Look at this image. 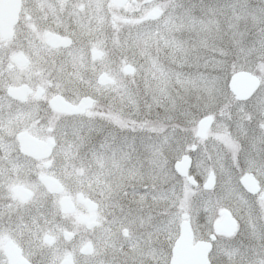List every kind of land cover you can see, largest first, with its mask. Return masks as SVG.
<instances>
[{
	"label": "flooded vegetation",
	"instance_id": "af4514ba",
	"mask_svg": "<svg viewBox=\"0 0 264 264\" xmlns=\"http://www.w3.org/2000/svg\"><path fill=\"white\" fill-rule=\"evenodd\" d=\"M159 1L0 0V264L12 262L6 246L23 264H139V249L152 255L158 236L165 242L160 251L167 249L175 230L171 216L179 219L176 238L182 215H188L193 242L214 233L217 222L205 239H196L190 209L196 198L189 199L187 188L209 195L217 219L219 154L241 166L239 153L251 139L239 127L248 121L263 123L264 137V105L242 103L264 94V85L258 72L235 70L232 75L258 79L239 100L221 93L216 70H199L197 96L185 81L171 83L164 106L154 91L148 103L141 86H125L149 65L141 50L158 33ZM126 36L135 41L133 56L124 49ZM126 89L145 102L120 111ZM145 108L153 111L147 115ZM161 109H168L164 121ZM226 123L233 156L217 134ZM183 160L189 163L186 177L175 171ZM244 174L253 175L259 191L245 192L238 179L243 193L264 201L260 180ZM157 189L165 190L163 198L157 199ZM235 198L229 200L237 205Z\"/></svg>",
	"mask_w": 264,
	"mask_h": 264
},
{
	"label": "rangeland",
	"instance_id": "374dc122",
	"mask_svg": "<svg viewBox=\"0 0 264 264\" xmlns=\"http://www.w3.org/2000/svg\"><path fill=\"white\" fill-rule=\"evenodd\" d=\"M173 2L174 0L159 1L163 11L154 21V28L158 33L151 37L150 42H145L144 49L141 50L145 54L144 58L150 61L149 65L138 69L128 77L125 86L128 85L133 91L132 86H141L140 89L148 97H146L148 103L154 91L155 100L164 106L169 103L168 93L172 91L171 83L175 86L185 81L188 92L193 97L197 96L200 89L197 87L199 83L196 81L198 76L196 74H199V70H216L225 64L231 73L238 69L258 72L264 85V0H176L175 3ZM170 3H173L172 6H169ZM132 38L126 36L124 39V49L131 56L135 50V41ZM182 70L185 75L181 73ZM130 89L123 91V97L121 95L119 101L121 104L123 102L125 107L118 103L117 107L120 111L131 110L130 107H133L132 104H136L137 101L145 102L143 99L139 100V97L134 100L135 93ZM175 89L177 95L180 86ZM193 97L190 100H194ZM152 111L145 108L147 115ZM167 112L168 109H161L157 115L164 121ZM230 126L226 123L217 127L220 144L225 148L229 147L230 142L233 144L231 135L225 134ZM262 127L263 123L254 120L239 127L240 131L243 130L240 133L243 136L247 133L251 139L249 146L246 144L247 147L241 149L239 153L238 161L241 166L224 162L226 159L224 153L219 154L218 189L221 198L217 202L220 208L217 219H214L216 206L210 205L209 195L200 194L198 189L187 188L189 199L196 198L195 205L190 208L191 226L198 236L196 239L206 238L212 231L213 224L221 221L224 210L231 214L236 223L230 236H220L217 239L209 255L210 264H264V247L261 246L264 243V228L260 227L261 219L264 217V201L259 195L249 198L238 184V179L243 173L252 172L260 180L261 192H264V137L259 135ZM161 128V126L157 127L155 132L158 133ZM144 133L148 134L149 131L146 130ZM246 139L247 137H244L243 141ZM229 149L232 151L230 156H233L235 148L231 145ZM160 192L165 195V190L157 189V199L164 197ZM230 196L236 197L237 205L229 200ZM171 223L175 230L167 249L160 251L161 244L165 242L164 239L160 241L158 236L156 249L152 255L148 256L144 254L145 251L139 249L138 256L141 259L139 264L145 261L167 264L170 248L178 233L176 231L178 217L171 216Z\"/></svg>",
	"mask_w": 264,
	"mask_h": 264
},
{
	"label": "water",
	"instance_id": "95a60500",
	"mask_svg": "<svg viewBox=\"0 0 264 264\" xmlns=\"http://www.w3.org/2000/svg\"><path fill=\"white\" fill-rule=\"evenodd\" d=\"M116 6H121L125 0H111ZM15 14V11L14 13ZM150 19L156 18V13L148 16ZM231 83L228 86L230 92L239 100L247 98L258 86V79L247 72H237L230 78ZM81 107V106H79ZM79 107L65 108L62 107V112H77ZM189 168V163L186 160L177 162L175 164V171L181 177H186ZM188 182L191 185H195L192 178H188ZM239 183L244 190L252 195L258 193L259 188L257 181L253 178L252 174H244L240 179ZM212 178L210 177L204 184L205 189L212 187ZM264 199V195L262 196ZM180 232L178 238L175 240L172 252L170 264H209L207 255L211 250L212 242L215 241V236L219 234L230 235L233 231L234 223L230 219L227 213H224L222 220L214 225V234L209 236V241H198L193 244V235L188 221V215L181 216ZM5 255L11 258V264H23L16 259V255L13 252L8 251V246L5 247Z\"/></svg>",
	"mask_w": 264,
	"mask_h": 264
},
{
	"label": "snow or ice",
	"instance_id": "6c2138e0",
	"mask_svg": "<svg viewBox=\"0 0 264 264\" xmlns=\"http://www.w3.org/2000/svg\"><path fill=\"white\" fill-rule=\"evenodd\" d=\"M216 82L217 87L220 89L221 93H225L226 91H230L228 87L231 83L230 76L232 73L228 69V66L225 64L223 67H219L216 69ZM259 91V89H258ZM255 97V94H254ZM257 102L264 100V94H261L259 97H255Z\"/></svg>",
	"mask_w": 264,
	"mask_h": 264
},
{
	"label": "clouds",
	"instance_id": "9594fccd",
	"mask_svg": "<svg viewBox=\"0 0 264 264\" xmlns=\"http://www.w3.org/2000/svg\"><path fill=\"white\" fill-rule=\"evenodd\" d=\"M242 103H246V104H249L250 106H254V107H260L261 105H264V100L257 102L255 97H250L248 101H245ZM260 227L264 228V217H262V219H261ZM261 246L264 247V243H262Z\"/></svg>",
	"mask_w": 264,
	"mask_h": 264
}]
</instances>
